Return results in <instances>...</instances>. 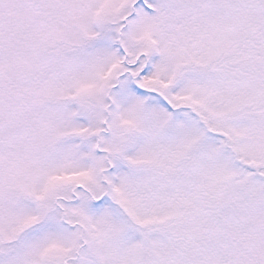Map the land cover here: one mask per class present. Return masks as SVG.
I'll list each match as a JSON object with an SVG mask.
<instances>
[{"label":"snow or ice","instance_id":"snow-or-ice-1","mask_svg":"<svg viewBox=\"0 0 264 264\" xmlns=\"http://www.w3.org/2000/svg\"><path fill=\"white\" fill-rule=\"evenodd\" d=\"M0 264H264V0H0Z\"/></svg>","mask_w":264,"mask_h":264}]
</instances>
